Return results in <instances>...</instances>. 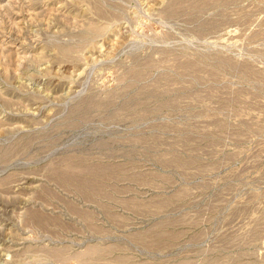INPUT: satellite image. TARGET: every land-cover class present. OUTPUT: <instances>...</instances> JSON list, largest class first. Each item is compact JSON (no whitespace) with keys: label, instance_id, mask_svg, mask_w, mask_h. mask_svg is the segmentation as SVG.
<instances>
[{"label":"rangeland","instance_id":"374dc122","mask_svg":"<svg viewBox=\"0 0 264 264\" xmlns=\"http://www.w3.org/2000/svg\"><path fill=\"white\" fill-rule=\"evenodd\" d=\"M87 261L264 264V0H0V264Z\"/></svg>","mask_w":264,"mask_h":264},{"label":"bare ground","instance_id":"6f19581e","mask_svg":"<svg viewBox=\"0 0 264 264\" xmlns=\"http://www.w3.org/2000/svg\"><path fill=\"white\" fill-rule=\"evenodd\" d=\"M90 171H91V170H90ZM88 172H89V171H88ZM92 172H93V170H92ZM74 173L76 174V172H74ZM70 174L72 175V172H71ZM70 174H69V175H70ZM86 174H88V173L86 172ZM92 174H93V173H92ZM92 174L89 173V178H91L90 175H92ZM94 175H96V174H94ZM94 175H93L92 179H90V181L92 180V181H91L92 184L89 183V180H88V182H86V181L84 182L85 184H87V185L85 186L86 189H87V186H88V190H89V191H88V190H87V191H88V192L91 191L92 193L95 192V191H97V189H98L97 186H96L97 183H96V185H93V184H94V183H93L94 180L97 179V177L94 178V177H95ZM98 175H99V174H98ZM67 177H68V176H67ZM70 177H71V176H70ZM73 177H74V176H73ZM98 177H99V176H98ZM93 178H94V180H93ZM67 179H68V178H67ZM70 179H71V178H70ZM70 179H69V180H70ZM98 179H99V178H98ZM101 179H102V178H101ZM95 181H96V180H95ZM97 181L100 182V180H97ZM88 183H89V184H88ZM85 184H84V185H85ZM78 186H80V187H84V186H81L80 184H79ZM85 187H84V188H85ZM78 189H79V188H78ZM99 189H101V187H99ZM99 189H98V190H99ZM92 193H91V194H92ZM87 194L90 196V193H87ZM92 195H93V194H92ZM92 195H91L90 197H92ZM109 203H110V202H109ZM115 205H116V204H115ZM98 212H99V211H98ZM76 215H77V214H76ZM123 216H124V215H123ZM88 217H89V216H88ZM100 252H102L101 249H100ZM102 253H103V252H102ZM93 257H94V256H93ZM93 257H92L91 259H93L94 261H92V260H91V261H92V262H95V258H93ZM96 259H97V258H96ZM88 260H90V258H89ZM97 260H98V259H97ZM97 260H96V261H97ZM98 261H99V260H98ZM92 262H91V264H93ZM105 262H106V261H105ZM85 263H86V262H85ZM87 264H90V262L88 263V261H87ZM94 264H95V263H94Z\"/></svg>","mask_w":264,"mask_h":264}]
</instances>
